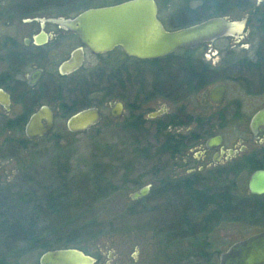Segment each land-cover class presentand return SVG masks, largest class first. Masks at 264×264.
<instances>
[{
  "label": "flooded vegetation",
  "instance_id": "1",
  "mask_svg": "<svg viewBox=\"0 0 264 264\" xmlns=\"http://www.w3.org/2000/svg\"><path fill=\"white\" fill-rule=\"evenodd\" d=\"M122 1L125 0H0V164L1 159L29 147L32 139L28 135L27 126L33 113L42 106L49 105L55 115L54 130L57 114L51 102H59L70 90L83 87V82H90V76L95 73L103 72V78L106 77L111 70L107 71L104 57L118 49L124 51L117 47L112 51L96 54L86 49L81 51L82 65L69 73H63L61 65L74 52V48L71 51L62 50L63 39L69 37L79 40V37L55 20L73 18L87 8ZM172 1L175 0H167L166 4H161L157 0L159 19L168 29L186 26L171 25L205 12L207 6L205 0H179L180 3L175 5L178 7H174ZM228 1L235 8L233 13H237L239 8H245L243 17L247 20L246 26L238 40L247 36L252 46L251 51L240 54L230 50L216 51L221 59L219 63L207 60L206 52L196 51L198 58L222 70L219 74L221 77L203 86L190 97L181 96L177 99L172 93H169L167 99L155 97L147 102L157 99L160 102L158 108L147 111L145 102L137 113L141 115L143 127H148L147 124L153 122L157 135L172 133L179 138L185 136V141L190 142L178 150L167 151L160 150V144L156 145V159L167 156L174 166V174L164 183L162 181L157 189L160 195L165 196L173 206L179 204L181 212H184L187 208L184 206L185 195H189L190 190H205L200 195L201 200L205 201L203 194L207 195L208 184L214 190L218 184L226 183L227 187L231 186L232 196L248 198L249 215L253 217V223L248 224L262 227L258 230L261 232L264 231V192L253 193L250 183L257 171H264V124L254 126L252 123L253 117L264 108V0ZM54 41L55 49L48 50L47 46ZM90 56L103 60L92 75L80 74ZM125 57L128 56L125 54ZM232 84L237 89L241 87L236 91L239 94L231 95ZM220 85L225 86L224 95L217 96ZM241 89L244 93L240 92ZM116 100L123 103L125 111V101L118 98L112 101ZM153 113L157 114L151 116ZM160 122H164L166 127L159 129ZM181 171L185 173L182 175ZM165 183L168 185H164ZM143 198L146 197L139 199ZM172 200H176V203H172ZM197 206H191L193 211L198 210ZM224 209L234 214V201L231 208L227 204ZM220 225L222 224L179 225L172 230L191 232L194 228L196 233L193 236L197 238L214 233ZM157 228L169 229L166 224ZM183 238L178 237L176 241ZM204 241L207 244L206 239Z\"/></svg>",
  "mask_w": 264,
  "mask_h": 264
},
{
  "label": "rangeland",
  "instance_id": "2",
  "mask_svg": "<svg viewBox=\"0 0 264 264\" xmlns=\"http://www.w3.org/2000/svg\"><path fill=\"white\" fill-rule=\"evenodd\" d=\"M158 1L161 4L167 3V0ZM179 3V0L172 1L174 7H178L175 5ZM244 11L245 8H239L237 13L228 16L231 19H244ZM55 42L50 43L47 49H55ZM249 42L250 39L247 36L240 40L236 36H224L213 42L203 43L198 51L206 52L207 60H215L219 63L221 59L216 55V51L230 50L235 51V54L245 53L251 51L252 46ZM78 45H80L78 39L64 37L62 50L71 51ZM125 58V52L120 49L107 54L104 57L107 71L120 66L119 61ZM102 60L90 56L86 67L79 73L92 75ZM95 74L90 76L91 86H94L100 79ZM104 84V81H99L97 85L103 86ZM240 88L237 89L232 84L230 88L232 94L229 92V95L239 94L236 91ZM240 92L244 93V90L241 89ZM115 99L117 98L106 97L103 91L93 92L88 101L90 105L100 107L103 118L91 128L76 133L68 130L66 122L69 115L64 116L59 102L52 101L51 106L57 114V124L51 134L32 139L25 150L16 151L11 157L1 159L0 207L2 210L0 211L7 212L8 215V210L9 212L13 210V213L20 215L23 209L26 213L28 204L22 208L20 197L31 189L37 191L42 187L43 190L52 188L56 184L53 178L57 172L55 162L68 160L71 178L76 180L89 171L94 161H100L107 153L106 159L112 164L109 171L116 173L112 181L119 189L111 199H103L96 203L95 212L87 215L88 218H96L97 229L103 232L99 236L79 241L80 244L69 246L82 249L95 257L97 259L95 264H219L220 252L212 255L215 250L223 251L233 242L262 229V227L257 228L248 223L221 222L222 225L214 233H210L211 235L207 233L206 237L198 236L197 238L167 241L163 232L165 228L158 229L157 227H161L174 217L177 218V215L181 216L182 212L179 204L173 206L165 196L158 193L157 189L174 174L173 162L167 156L164 159H156L158 142L153 122L148 123V127H144L141 132H136L131 127L125 128L131 113L128 106L131 101L129 98L123 99L126 105L123 117L120 119L112 117L108 102ZM69 100L66 98V101ZM156 100L145 103L147 111L160 106V102ZM146 145L150 147L149 155L147 156L148 152L145 154L143 151L138 155L137 147H148ZM184 173L181 171L182 175ZM145 185H150V192L145 196L146 198L139 201L137 208L140 211L137 210L135 214L128 213L129 206L135 203L131 194ZM92 189L90 183L84 181L78 184L76 193L71 195V198L74 201L81 195L87 196ZM78 192L81 195L77 194ZM175 201L172 200V203H176ZM78 210L75 209L76 212ZM205 215L206 211L200 210L191 224L196 222L205 224L203 222ZM54 218L59 219L58 216ZM205 239L214 246L207 250L208 256L204 255V247L207 245ZM15 248L18 249V246ZM17 252L6 253L4 251L0 255H6L5 260L11 264H38L43 251L38 250L23 257Z\"/></svg>",
  "mask_w": 264,
  "mask_h": 264
},
{
  "label": "trees",
  "instance_id": "3",
  "mask_svg": "<svg viewBox=\"0 0 264 264\" xmlns=\"http://www.w3.org/2000/svg\"><path fill=\"white\" fill-rule=\"evenodd\" d=\"M205 3L207 4L205 12L194 15L189 21L174 22L171 26L179 27L213 16L230 15L235 9L232 7L231 1L228 0H205ZM200 47L201 45L181 49L176 53L156 59L140 60L126 57L120 66L107 73L104 80H102L104 73H97L95 75L99 76L100 79L94 86L90 85L91 81H85L83 87L74 88L59 99V106L63 110V115H71L79 109L92 106L88 101L90 95L93 92L103 91L108 98H129L131 100L128 104L131 113L125 128L131 127L136 132H141L144 128L142 126L143 121L137 111L143 103L158 96L167 99L169 93L174 94L177 99L181 96L190 97L203 86L221 77L219 74L222 70L219 67L212 66L209 62L197 57L196 51ZM99 81H104L105 84L101 87L97 85ZM66 98L70 100L66 101ZM158 125L159 129L166 127L164 122H160ZM178 138L172 133L156 136L160 150L164 151L178 150L190 143L185 141V136ZM137 151L138 155L142 151L145 154L148 152V156L150 147L138 146ZM106 157H108L107 153L102 156L100 161H94L89 171L76 180L71 178L68 160L55 162L57 172L53 178H55L56 184L46 190H43V187L37 191L31 189L20 197L22 208L28 204L26 213L22 209L23 213L19 215L14 212V215L13 210L10 212L8 210V213L12 214L14 218L9 214L7 215V212L0 211V253L19 250L18 255L23 257L38 250L44 252L48 249L69 247L71 244L77 245L83 239L99 236L103 230L97 229L96 218H88L87 215L95 212L96 203L103 199H111L119 189L112 181V177L116 173L109 171L112 164L111 161H107ZM84 181L90 183L93 188L92 191L88 192L87 196L78 192L77 194L81 196L73 201L71 195L76 193L78 184L80 185ZM164 185L167 186L168 184L165 183ZM218 185L217 188L219 189L215 187L216 189L213 190L212 185L208 184L207 195L203 194L205 201L200 198L201 192L203 193L205 190L192 189L189 195H185L184 206L187 207L185 211L188 212L182 211L181 216L177 215V218L174 217L164 223L169 227L168 230L163 229L167 241L176 240L178 237H195L193 236L196 233L194 228L191 232L172 229L179 225L200 224L198 222L191 224L194 218H197L196 214L200 213V210L206 211L203 218L206 225H219L221 222L253 223V217L249 215L248 205L250 203L247 202L248 198H235L231 194L230 185L228 187L226 183ZM134 201L135 203L127 209L128 213L135 214L140 211L137 205L141 199ZM233 201L236 208L234 214L228 210H223L227 204L231 208ZM195 203L198 205L197 211H193L192 208L196 206ZM73 208L74 210H72ZM76 208L79 209L77 212L75 211ZM0 210H2L1 207ZM55 216H58L59 219L54 218ZM206 243L204 255L208 256L207 250L214 246L212 243ZM19 244L21 245L20 248ZM17 246L18 249L15 248ZM215 252L218 253L221 250H215L212 255ZM6 257V255H0V264H11L5 260ZM38 264L40 263L38 262Z\"/></svg>",
  "mask_w": 264,
  "mask_h": 264
},
{
  "label": "water",
  "instance_id": "4",
  "mask_svg": "<svg viewBox=\"0 0 264 264\" xmlns=\"http://www.w3.org/2000/svg\"><path fill=\"white\" fill-rule=\"evenodd\" d=\"M157 0H125L120 3L90 7L73 18L56 19L64 28L74 31L81 45L63 62L61 71L69 73L83 63L81 51L99 54L121 47L128 57L140 60L165 57L185 47H194L224 36L243 33L246 18L231 19L215 16L179 28L168 29L159 19ZM45 40V39H44ZM40 42V41H39ZM217 96L224 95L220 85ZM219 101V99H216ZM111 115L120 119L124 115L123 103L109 102ZM157 113L151 114L155 116ZM103 118L99 106L82 108L67 118L71 132H82L98 124ZM254 126L264 124V108L252 119ZM55 125V115L49 105L42 106L31 116L27 126L31 139L49 135ZM253 193L264 192V171H257L250 183ZM150 185L131 194L133 200L145 197ZM97 259L76 247H59L41 253L40 264H95ZM219 264H264V231L253 233L230 244L220 253Z\"/></svg>",
  "mask_w": 264,
  "mask_h": 264
}]
</instances>
